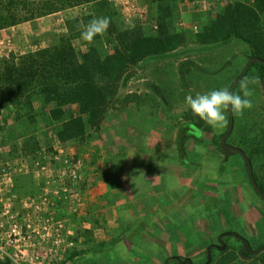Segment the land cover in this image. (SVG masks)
Instances as JSON below:
<instances>
[{"label":"rangeland","instance_id":"obj_1","mask_svg":"<svg viewBox=\"0 0 264 264\" xmlns=\"http://www.w3.org/2000/svg\"><path fill=\"white\" fill-rule=\"evenodd\" d=\"M148 1L110 0L127 27L141 24L156 34V25L150 22L148 15ZM237 2L250 8L255 0H181V17L177 25L190 38L195 37L203 25L216 18L222 9L232 8ZM78 12L75 10L49 16L23 24L17 31L3 32L0 34V56L12 55L13 44L17 55L46 48L52 44L55 34L64 33L62 30L66 32V16ZM12 37L18 40L15 42ZM104 44L109 52L106 32ZM250 59L251 50L242 42L234 40L224 46L204 47L190 39L170 56L143 64L138 76L125 84L120 92L122 97L133 93L138 95V103L113 112L98 130L89 131V136L79 142H58L56 125L48 118L55 104H46L34 96L32 112L26 109L16 112V108L11 106L0 117V222L9 225V219L17 217L23 232L31 234L38 243L39 264H76L80 258L86 260L87 255L83 250H78L81 243L75 240V234H63L66 227L61 209L67 206L71 207L74 215L84 214L78 211V198L71 202L65 199L68 197L65 192L67 187L61 180H69L64 174V161L56 159L58 152H63L62 157L80 161L81 157L75 154L78 150L86 152L97 148L111 150L131 147L137 150L174 149L179 129L188 122L198 128L190 132L187 141L186 159L189 165L183 167V180H196L198 194L196 198H191L192 209L183 208L182 212H176L175 223L181 225L185 234L190 231L199 233L192 236L180 252L181 262L187 261L189 264L188 260L195 258V264H206L209 247L213 244L222 246L218 238L227 232L238 233L248 240L253 249L263 247L264 201L253 188L243 159L231 152L224 154L219 147L228 130V111L225 112V126L213 128L185 106L187 95L195 97L197 93L230 89ZM254 76H258L261 83L249 85L253 91L249 98L253 107L244 110L242 116L234 114V130L228 143L251 157L253 171L264 184V147L260 146L264 144V90L261 71L252 68L248 78ZM235 93L243 95L239 87ZM37 161L48 168V171L40 172V176L32 174L33 164ZM8 172L10 180L4 177ZM80 174H83L82 170ZM47 182L56 184L55 192L49 193L50 196L45 191ZM19 187L23 190L21 195ZM45 198L49 199L48 206L42 209L44 213L48 211L53 214L55 221L60 223L59 238L57 234L44 232L37 236L27 227L28 213L36 217L33 199L42 201ZM191 225L194 226L193 230ZM201 225L203 228L195 230ZM224 242L225 249L213 252V264H245L239 262L244 260L241 242L234 237H226ZM70 243H73V247H70ZM174 255L167 253V264H174ZM263 257L264 251L252 255L251 264L261 263ZM0 262L13 264L8 260Z\"/></svg>","mask_w":264,"mask_h":264},{"label":"trees","instance_id":"obj_2","mask_svg":"<svg viewBox=\"0 0 264 264\" xmlns=\"http://www.w3.org/2000/svg\"><path fill=\"white\" fill-rule=\"evenodd\" d=\"M180 2L148 1L149 19L157 29L152 34L141 24L127 27L110 0H0V32L79 10L75 15L66 16V32L55 34L49 47L9 58L0 56V117L11 106L16 112L20 109L32 112L33 97L38 96L46 104H55L48 118L56 125L58 142H79L89 136V131L98 130L113 112L138 103V95L122 97L120 92L138 76L143 64L170 56L190 39L204 47L224 46L236 40L250 48L251 59L264 60V0H255L250 8L237 2L232 8L222 9L191 38L177 25L181 17ZM99 17H108L111 21L106 31L109 52L104 34L96 36L91 43L81 38L89 21ZM252 68L259 69L263 78L264 66L255 63ZM196 128L187 122L177 134L176 146L184 163L190 132ZM219 147L224 154L229 152ZM255 178L264 192V184L256 175ZM18 191L21 195L22 187ZM242 256L252 257L244 253Z\"/></svg>","mask_w":264,"mask_h":264},{"label":"crops","instance_id":"obj_3","mask_svg":"<svg viewBox=\"0 0 264 264\" xmlns=\"http://www.w3.org/2000/svg\"><path fill=\"white\" fill-rule=\"evenodd\" d=\"M21 26L0 34L17 31ZM14 45L12 55H22H17ZM75 154L81 157L83 174L75 195L66 196V200L78 198V211L84 216L74 215L66 206L61 209V217L66 227L63 234H75V240L81 243L78 250L87 255L86 260L80 258L76 264H167V253L175 254L174 264H188L181 262L180 252L199 232L185 234L175 220L177 211L193 208L191 198L197 197L198 183L183 180V167L189 163L187 159L186 163L182 161L177 146L148 150L97 148ZM198 228L203 225L195 230ZM188 261L195 264V258ZM239 262L251 264L252 260Z\"/></svg>","mask_w":264,"mask_h":264},{"label":"built area","instance_id":"obj_4","mask_svg":"<svg viewBox=\"0 0 264 264\" xmlns=\"http://www.w3.org/2000/svg\"><path fill=\"white\" fill-rule=\"evenodd\" d=\"M195 29L197 30V27H195ZM62 153V151L58 152L56 159L64 161L66 166L64 174L70 182L65 179H62L61 182L67 187V190L65 191L67 195L70 194L71 196H74L75 186L80 181L81 162L72 157H62ZM33 167L34 170H32V174L35 176H40V172L48 171V168L38 161L34 162ZM4 177L6 180L8 178L10 180V173H6ZM55 187V182L53 184L52 182H47L45 188L46 195L50 196L49 193L55 192ZM48 201V198H45L42 201L33 199V211L36 213V217L33 218L31 214L28 213L26 218V222H28L27 227L37 236L40 235L41 232H44L48 235L52 233L57 234V237L59 238L61 232L60 223L55 221L53 214L48 211L44 213L42 209V207L44 208V206L47 205ZM44 210L46 211V209ZM9 221V225L0 222V233H2L0 235V261L8 260L13 264H39L40 257L38 255V243L36 240L31 234H25L23 232V226L18 222L17 217H11ZM36 223H38L37 226H35ZM57 225H59V227H57ZM56 242H59V240ZM70 247H73V243H70Z\"/></svg>","mask_w":264,"mask_h":264},{"label":"clouds","instance_id":"obj_5","mask_svg":"<svg viewBox=\"0 0 264 264\" xmlns=\"http://www.w3.org/2000/svg\"><path fill=\"white\" fill-rule=\"evenodd\" d=\"M110 23L108 17L92 19L81 32V38L89 43L93 42L96 36L103 35L107 31ZM260 83L261 80L258 76L251 79L244 77L239 83L242 96L228 88H222L205 94L197 93L195 97L187 95L185 106L207 125L213 128H222L227 123L226 111L230 110L232 113L242 116L244 110L253 107L252 101L249 99L253 95V91L249 85Z\"/></svg>","mask_w":264,"mask_h":264},{"label":"water","instance_id":"obj_6","mask_svg":"<svg viewBox=\"0 0 264 264\" xmlns=\"http://www.w3.org/2000/svg\"><path fill=\"white\" fill-rule=\"evenodd\" d=\"M255 63H258L262 66H264V60L262 59H258V58H254V59H250L247 63V65L245 66L243 72L241 73V75L236 79V81L231 85L230 87V91H235L236 88L239 86V83L240 81L246 77V75L248 74L250 68L255 64ZM262 87H263V90H264V76L262 78ZM228 114H229V126H228V130L227 132L224 134V136L222 137L221 139V142H220V145H221V148L225 151H229L233 154H237L239 155L243 161L245 162L246 164V167H247V170H248V174H249V178H250V181H251V184L253 186V188L255 189L256 193L259 195V197L264 201V192L260 189L257 181H256V178H255V174H254V171H253V165H252V162L251 160L249 159V157L247 156V154L241 150L240 148H237V147H234V146H231L228 144V140H229V137L231 136L233 130H234V113H232L230 110H228ZM233 235L237 236L239 238V240H241L242 242L245 243L248 251L250 253H253V254H258V253H261L264 251V246L257 249V250H252L249 242L244 239L243 237H241L240 235L234 233ZM226 248V245L223 246V249ZM211 250V249H210ZM209 262H211V252H209Z\"/></svg>","mask_w":264,"mask_h":264},{"label":"flooded vegetation","instance_id":"obj_7","mask_svg":"<svg viewBox=\"0 0 264 264\" xmlns=\"http://www.w3.org/2000/svg\"><path fill=\"white\" fill-rule=\"evenodd\" d=\"M234 233H236V232H227V233H224V234H222V235H220L219 236V238H218V241H219V243H221L222 244V246H220V245H218V244H213V245H211L210 247H209V249H208V261H207V263L206 264H213V258H212V255H213V252L214 251H221V250H223V246L224 245H226L225 244V242H224V240L226 239V237H234V238H236V239H238L239 240V238L237 237V236H235V235H233ZM236 234H238V233H236ZM239 235V234H238ZM242 237V236H241ZM247 240V239H246ZM240 242H241V244L243 245V253L244 254H249L250 256L251 255H254L253 253H250L249 251H248V249H247V247H246V245H245V243L244 242H242L241 240H239ZM248 241V240H247ZM250 244V243H249ZM251 246V245H250ZM252 248V247H251ZM261 248V247H260ZM211 249V250H210ZM252 250H257V249H253L252 248ZM209 252H211V262H209V260H210V258H209Z\"/></svg>","mask_w":264,"mask_h":264}]
</instances>
